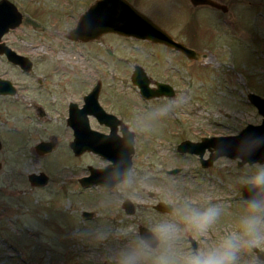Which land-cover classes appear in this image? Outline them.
I'll return each mask as SVG.
<instances>
[{"label":"rangeland","instance_id":"rangeland-1","mask_svg":"<svg viewBox=\"0 0 264 264\" xmlns=\"http://www.w3.org/2000/svg\"><path fill=\"white\" fill-rule=\"evenodd\" d=\"M10 1L25 6L37 26H20L5 37L7 45L35 59L30 74L43 76L44 85L34 95L36 89L25 88L24 73L0 56V78L21 87L12 99L0 96V264H116L117 253L138 237L140 226L151 229L172 221L184 228L174 212L152 211L158 202L174 209L185 202L201 210L222 208L206 234L180 233L171 249L178 259L212 247L235 230L245 211L240 188L260 165L238 167L239 160L220 157L204 169L198 156L181 155L176 146L184 140L237 135L248 124H260L247 94L264 99V0H216L227 6L226 13L194 9L189 0H128L175 40L195 44L205 54L199 62L115 34L88 43L68 40L66 34L94 0ZM136 65L152 82L172 86L175 95L141 97L131 83ZM98 81L101 107L123 119L128 113L125 124L135 135L129 177L111 190L80 187L77 179L89 174L88 166L99 169L109 161L92 154L75 159L66 127L60 132L55 121L48 126L29 105L39 98L43 102L36 103L50 114L69 103L81 107ZM52 133L54 149L37 154L35 145L48 142ZM172 169L180 172L167 175ZM40 173L48 176V184L31 187L27 176ZM124 199L135 204L134 215L124 214ZM83 211L93 218L83 220ZM188 237L197 242L196 250ZM237 264L264 262L245 249Z\"/></svg>","mask_w":264,"mask_h":264},{"label":"water","instance_id":"water-1","mask_svg":"<svg viewBox=\"0 0 264 264\" xmlns=\"http://www.w3.org/2000/svg\"><path fill=\"white\" fill-rule=\"evenodd\" d=\"M189 3L193 8L208 7L222 13L228 11L226 5L215 0H189ZM22 19L23 15L12 2L0 0V56L4 55L9 63L18 66L23 72L29 73L32 67L29 59L16 54L2 42V38L6 34L21 25ZM107 34L163 45L181 53L190 61L199 62L205 58V54H201L184 43L176 41L170 33L138 11L128 0H95L78 17L74 28L68 31L66 38L73 42L88 43L97 41ZM131 82L138 87L141 97L145 99L172 98L175 95L173 88L168 84L153 82L155 88H150L151 79L138 65L133 69ZM100 89L101 83L97 82L91 92L83 97L82 110L77 111L76 105H70L71 120L77 115L85 117L87 114H93L100 119V122L104 121L106 124L107 119L115 118L106 114L99 105ZM14 94L15 89L11 82L0 79V95ZM247 100L261 116L260 124H248L237 135L202 137L199 142L185 140L177 145L176 151L181 155L198 156L199 163L204 169L210 168L214 161L220 157L239 160L237 162L238 167L245 164L264 166V99L254 93H248ZM70 124L74 133V140L70 147L76 155L84 151H92L109 161V165L102 169L89 168V176L79 180L81 187L101 186L111 190L123 183L129 177L132 165L134 133L123 126L122 137L116 135L114 127H110L109 135H102L89 131L87 124L84 128L79 124ZM53 149L54 146L46 142H41L35 146V151L39 155H45ZM206 152H208V157L204 158ZM179 172L180 169H172L166 171V174L176 175ZM27 180L33 188H43L48 183V177L44 173L29 174ZM240 193L244 201L253 195L247 183L241 186ZM149 196L153 197V194ZM121 207L127 216H132L136 212L135 204L129 199H124ZM153 209L165 215H170L173 212V206L164 202L156 203L153 205ZM81 216L84 220H90L93 218V213L84 211ZM139 236L150 237V229L140 226L138 228ZM188 239L195 250L197 248L195 240L191 237H188ZM151 242L153 247L156 248L157 242L154 239ZM251 250L259 260L264 262L263 250L258 248Z\"/></svg>","mask_w":264,"mask_h":264},{"label":"clouds","instance_id":"clouds-1","mask_svg":"<svg viewBox=\"0 0 264 264\" xmlns=\"http://www.w3.org/2000/svg\"><path fill=\"white\" fill-rule=\"evenodd\" d=\"M163 110L161 115H166ZM253 195L244 202L245 211L235 230L228 232L215 245L196 250L178 259L171 250L182 231L204 235L219 220L222 208L210 206L203 210L189 202L174 209L180 225L164 221L150 229V237L139 236L116 256V264H237L245 249L264 248V166H259L246 182ZM152 239L157 242L156 248Z\"/></svg>","mask_w":264,"mask_h":264},{"label":"flooded vegetation","instance_id":"flooded-vegetation-1","mask_svg":"<svg viewBox=\"0 0 264 264\" xmlns=\"http://www.w3.org/2000/svg\"><path fill=\"white\" fill-rule=\"evenodd\" d=\"M10 1V0H9ZM76 1H79V0H76ZM95 1V0H94ZM216 1V0H215ZM11 2V1H10ZM218 2V1H217ZM13 3V2H12ZM93 3V2H92ZM80 4V3H79ZM90 5V4H89ZM89 5H88V7H89ZM15 6L17 7V9H18V11L23 15V19H22V23H21V27L25 24H28V23H30V24H32V25H34V26H37L36 25V23L35 22H32L30 19H32V17L29 15L30 13L27 11V9H26V7L24 6H22V5H16L15 4ZM87 7V8H88ZM193 8V7H192ZM197 8H205V7H197ZM206 8H208V7H206ZM195 9V8H194ZM209 9H211V8H209ZM87 10V9H86ZM86 10H84V12L86 11ZM214 10V9H213ZM217 11V10H216ZM84 12H82V13H84ZM29 13V14H28ZM81 13V14H82ZM80 14V15H81ZM33 20V19H32ZM60 20V19H59ZM56 22H58V21H56ZM19 26V27H20ZM18 27V28H19ZM17 28V29H18ZM16 31V29L15 30H11L8 34H6L3 38H2V42L3 43H5V45L9 48V49H11L12 51H14L16 54H18V55H20V56H23V57H26V58H28L29 59V61L31 62V70H30V72L33 70V67H34V62H35V59L32 57V56H29V55H27V54H22V53H19V52H16L14 49H12L10 46H8L7 45V41H6V39H5V37L7 36V35H10L11 33H14ZM188 47H190V48H193V49H196L197 47H196V45L195 44H186ZM162 47H164V46H162ZM164 48H166V47H164ZM166 50H168V52H172V50L171 49H169V48H166ZM174 52V51H173ZM175 53H177V55H179V56H181V58L183 59V60H186V61H189V60H187L181 53H178V52H175ZM1 56H3L5 59H6V61H7V58L4 56V55H1ZM8 62V61H7ZM189 62H194V61H189ZM13 66H15V65H13ZM16 68H18L22 73H24V76H25V78H27L28 79V85H25V88H29L30 86H32L34 89H36V91H35V94L34 95H39L38 93H37V91H40V90H42L40 87H42L43 85H44V77L43 76H38V75H36V76H33V75H31L30 74V72L29 73H25V72H23L18 66H15ZM2 79V78H1ZM4 80H6V79H4ZM98 82H100V81H98ZM12 83V82H11ZM97 83V82H96ZM101 83V82H100ZM13 85V84H12ZM96 85V84H95ZM94 85V86H95ZM13 87H14V89H15V95H13V96H9V95H0V96H2L3 98H8V99H12V98H14V97H16L20 92H21V87L20 86H15V85H13ZM174 93H176L175 92V90H174ZM84 97V96H83ZM35 100V101H34ZM34 100H31L30 102H29V105L32 107V108H34L33 110H35V113H36V115H37V117L38 118H40V119H43V118H45V119H47V124H48V126H50L51 125V123H52V121H55L56 122V125H59L60 126V129H59V131L61 132L62 131V129H63V126L64 127H66V129H64V131L66 132V134L64 133V135L65 136H67V135H70L71 136V138H72V141L74 140V133H73V129H72V127H71V124L70 123H72V124H79V125H81L83 128H84V126L87 124L88 125V127H89V131H91V132H96V133H98V134H102V135H109L110 134V127H114L115 128V130H116V135L118 136V137H122V128H123V126H125V127H127L126 126V120L127 121H129V114L128 113H126V116H125V119H123V118H121V117H117L115 114H113V113H110V112H106L104 109V111H105V113L106 114H108V115H112V116H114L115 118L114 119H107L106 120V124L104 123V121L103 122H100L99 120V118L97 117V116H95V115H93V114H87L85 117H82V116H80V115H77L76 117H73V120H71V116H70V111H71V109H70V105L71 104H74V105H76V110L78 111V110H82L83 109V105H84V102H83V105L81 106V107H79L77 104H75V103H69L68 105H67V107H64L63 109H62V111L61 112H57V111H55L54 110V112L55 113H52V114H50V112L48 111V109L46 110V108H45V106L44 107H42L41 106V104H38V103H36V101H38L39 103L40 102H43V101H41L39 98L38 99H34ZM83 100V99H82ZM53 110V109H52ZM128 114V115H127ZM128 128V127H127ZM90 132V133H91ZM119 133V134H118ZM54 133H52V134H50L49 136H48V138L45 140V141H48V142H46V143H51L50 141H53L54 140V138H53V135ZM72 141L70 142V144L72 143ZM41 143V142H40ZM56 147V146H55ZM69 147H70V145H69ZM70 151H71V154L74 156V158L75 159H81L82 157H84V156H86V155H88V154H92V155H97L96 153H94V152H92V151H84V152H82L81 154H79V155H76L74 152H73V150L71 149V147H70ZM47 155V154H46ZM99 156V155H98ZM101 157V156H100ZM104 159V158H103ZM89 168H92L91 166H88V172H89ZM89 175V174H88ZM87 175V176H88ZM87 176H83V177H80V178H78L77 179V183L80 185V183H79V180L81 179V178H84V177H87ZM80 187H81V185H80ZM82 188V187H81ZM150 208H151V210L152 211H154V212H156L154 209H153V206H150ZM124 212V211H123ZM157 214H159L158 212H156ZM193 239V238H192ZM194 240V239H193ZM188 241H189V239H188ZM190 242V241H189ZM196 242V241H195ZM196 244H197V242H196ZM190 245H191V243H190ZM191 248H192V246H191ZM193 249V248H192ZM194 250V249H193Z\"/></svg>","mask_w":264,"mask_h":264}]
</instances>
